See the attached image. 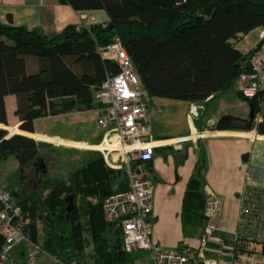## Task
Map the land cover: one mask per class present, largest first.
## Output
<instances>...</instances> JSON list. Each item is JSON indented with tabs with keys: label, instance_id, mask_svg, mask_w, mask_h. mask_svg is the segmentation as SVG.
I'll return each instance as SVG.
<instances>
[{
	"label": "trees",
	"instance_id": "16d2710c",
	"mask_svg": "<svg viewBox=\"0 0 264 264\" xmlns=\"http://www.w3.org/2000/svg\"><path fill=\"white\" fill-rule=\"evenodd\" d=\"M59 1L77 12L103 10L107 20L86 27L68 24L52 36L0 23V125H7V95L16 97L18 129L26 132L34 131L37 118L96 108L94 93L106 73L117 71L97 48L115 38L124 46L149 99L191 105H201L208 97L233 88L238 76L248 69L250 54L264 42L263 36L246 53L235 48L237 40L251 30L264 31V0ZM25 55L40 59L36 72H26ZM263 92L243 98L250 104L253 118L221 115L211 129L254 130L264 135V113L259 121L254 120L264 101ZM46 145L19 133L8 135L0 126V160L13 157L22 168L41 157L39 150ZM204 170L200 160L187 182L181 207L183 222L204 223ZM42 186L44 195L32 194L18 201L23 217L29 220L23 227L27 238L34 239L40 221L45 236L41 248L58 264H84L85 235L94 246L96 264H130V254L121 248L119 226L107 224L100 207L104 197L127 188L123 170L107 167L97 154L67 178L47 179ZM2 244L0 237V249ZM258 253L264 260L263 247Z\"/></svg>",
	"mask_w": 264,
	"mask_h": 264
},
{
	"label": "crops",
	"instance_id": "0c3cea01",
	"mask_svg": "<svg viewBox=\"0 0 264 264\" xmlns=\"http://www.w3.org/2000/svg\"><path fill=\"white\" fill-rule=\"evenodd\" d=\"M83 14H92L95 17V21L92 23L107 20V15L103 10L77 12L59 0H2L0 2L1 24L24 26L28 30L45 36L58 33L68 24L78 27L92 24L82 19ZM252 34L254 38L250 39ZM263 36L264 31L261 28H255L237 40L235 48L246 53L254 48ZM24 61L27 73H34L39 69L40 59L36 56L25 55ZM227 91L210 96L201 105H198L202 109L200 114L195 117L189 115L191 104L188 102L179 104L184 109L176 116L169 110L178 106L176 102L159 98L150 99L149 139L155 144L153 157L147 163L154 185L150 216V243L162 250H173L181 244L192 247L197 244L203 224L183 222L181 207L187 182L201 160L200 150L204 152L205 164L203 192L205 189H209L219 197L222 208L217 224L225 236L237 230L240 196L244 188L264 191V135H259L254 130L245 132L211 129L221 115L227 114L237 118H247L249 115V104L238 94L237 88L235 96H227L225 94ZM15 110L16 97L7 95L5 97L7 125L2 126L8 130V135L15 134L9 131L10 128H16L20 131L19 134L48 145L53 142L47 139L59 138L80 145L78 147L66 144L69 148L79 149L83 153L85 164L96 157L92 146L99 144L101 131L96 124L97 112L95 108L41 117L43 119L69 117L70 125L79 128L78 131L88 133L85 137L51 134L36 126L39 118L34 120L33 132L21 131L18 129L20 121L14 113ZM263 113L264 101H261L260 111L255 116L258 120L255 118V122L261 119ZM174 117L180 118L179 121H176L180 125L178 128L165 132L157 130V120L164 126L170 123V118ZM193 132H201L203 135L194 141L183 140L185 136ZM34 135H40L42 138H34ZM88 199H91V203L96 201L95 198ZM38 222L40 223V221ZM38 222L34 239L27 238V240L14 245L9 251L7 259L1 264H26L29 253L34 254L35 264H58L41 248L45 236L44 228L39 227ZM226 241L231 242L229 238L227 240V236ZM248 245L258 252L262 244L252 242ZM85 256L90 257L86 254ZM91 259L93 260V258ZM93 262L95 263L94 260Z\"/></svg>",
	"mask_w": 264,
	"mask_h": 264
},
{
	"label": "built area",
	"instance_id": "2783aa9c",
	"mask_svg": "<svg viewBox=\"0 0 264 264\" xmlns=\"http://www.w3.org/2000/svg\"><path fill=\"white\" fill-rule=\"evenodd\" d=\"M82 19L88 23L95 21L92 14H83ZM97 52L117 67L115 73L105 74L94 99L98 103L96 124L101 131L99 145L102 147L98 151L109 167L123 170L127 179L125 190L113 192L100 201L104 221L120 228L122 250L128 254L149 251L148 264H264V260H255L257 255L262 257L259 251L248 250L252 242L264 248V191L247 187L240 196L237 230L231 233L230 243L225 242L226 236L217 224L221 201L209 189L204 191V223L195 246L181 244L173 250H162L150 243L154 185L147 163L155 148L149 139L150 99L118 38L97 48ZM247 65L248 69L238 76L235 85L242 98L250 99L264 89V42L250 54ZM197 106L190 105L191 117L197 115ZM202 135L193 132L183 140L194 141ZM28 221L18 201L0 187V237L3 239L0 264L14 245L27 240L23 227ZM213 245L218 246L219 253L211 251ZM26 264H35L34 254L27 255Z\"/></svg>",
	"mask_w": 264,
	"mask_h": 264
},
{
	"label": "rangeland",
	"instance_id": "374dc122",
	"mask_svg": "<svg viewBox=\"0 0 264 264\" xmlns=\"http://www.w3.org/2000/svg\"><path fill=\"white\" fill-rule=\"evenodd\" d=\"M254 35L252 34L250 39H253ZM227 96L236 95V85L233 86L230 90L225 93ZM166 101H173L177 103L176 108H170L169 110L172 114L176 116L183 110L179 104H182L184 101H176L163 99ZM191 117V116H190ZM170 123L166 125H161L160 121L157 120V130L159 131H172L174 128H178L180 125L176 121H179V117H174L169 119ZM164 123V122H163ZM69 117H58L57 119H43L39 118L36 123V126L44 131H47L51 134H58L61 136L71 135L78 137H85L88 135L87 132L78 131L79 128L76 126L70 125ZM76 127V128H75ZM10 131V129H9ZM8 132V130H7ZM40 138V137H34ZM51 142L47 147L39 150V154L43 160L44 171H38L33 167L32 164L23 166L22 168L18 167L15 159L13 157H8L4 160H0V187L12 194L13 199L19 201L22 198H26L35 195H44L45 191L43 189L42 183L47 179H65L69 173L83 164H85V158L82 155L79 149H71L66 144H71L80 147L78 144H72L68 141H64L59 138H49L47 139ZM99 145V144H98ZM96 146H92L95 150L96 155L102 154L98 151ZM68 148V149H67ZM79 150V151H78ZM103 158V156H102ZM104 161V159H103ZM105 163V161H104ZM107 167V163H105ZM111 168V167H109ZM114 169V168H113ZM96 202V201H95ZM93 202V203H95ZM39 227L44 228V223L38 222ZM225 234V233H224ZM227 240L231 239V234H226ZM86 247L84 249V254L90 255L94 253V246L90 241L89 237L85 235ZM228 243V241H225ZM211 251L214 253H219L217 245L211 246ZM225 252V251H224ZM86 257V256H85ZM90 257H86L85 264H96ZM130 264H148L150 260V252L147 250H141L130 253ZM256 261H263V257L257 255L255 257Z\"/></svg>",
	"mask_w": 264,
	"mask_h": 264
},
{
	"label": "water",
	"instance_id": "95a60500",
	"mask_svg": "<svg viewBox=\"0 0 264 264\" xmlns=\"http://www.w3.org/2000/svg\"><path fill=\"white\" fill-rule=\"evenodd\" d=\"M249 108H250V104H249ZM201 106H197V108H196V112H197V114H200V112H201ZM248 117L249 118H253L254 117V114H253V112H252V110H251V108L249 109V115H248ZM200 158H201V163H204V152H203V150H200ZM34 163H32V165H33ZM66 201H67V211H69V210H71V196H68L67 198H66Z\"/></svg>",
	"mask_w": 264,
	"mask_h": 264
},
{
	"label": "flooded vegetation",
	"instance_id": "af4514ba",
	"mask_svg": "<svg viewBox=\"0 0 264 264\" xmlns=\"http://www.w3.org/2000/svg\"><path fill=\"white\" fill-rule=\"evenodd\" d=\"M33 167L36 168V170L38 171H44V166H43V160L41 157H39L33 164Z\"/></svg>",
	"mask_w": 264,
	"mask_h": 264
},
{
	"label": "bare ground",
	"instance_id": "6f19581e",
	"mask_svg": "<svg viewBox=\"0 0 264 264\" xmlns=\"http://www.w3.org/2000/svg\"><path fill=\"white\" fill-rule=\"evenodd\" d=\"M0 126H2V125H0ZM10 132L12 133V132H14V133H19L20 131H18L16 128H10ZM31 135V134H30ZM33 137H36V135H34ZM37 137H40V135L39 136H37ZM40 138H42V137H40ZM44 139H46V138H44ZM65 141V140H64ZM102 146L101 145H98V147H97V149H100Z\"/></svg>",
	"mask_w": 264,
	"mask_h": 264
}]
</instances>
